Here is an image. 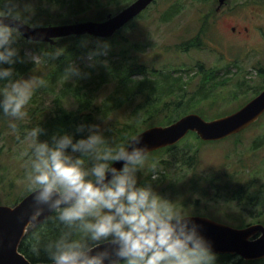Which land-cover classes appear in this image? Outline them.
I'll list each match as a JSON object with an SVG mask.
<instances>
[{
	"label": "clouds",
	"instance_id": "clouds-1",
	"mask_svg": "<svg viewBox=\"0 0 264 264\" xmlns=\"http://www.w3.org/2000/svg\"><path fill=\"white\" fill-rule=\"evenodd\" d=\"M28 23L15 0H0V123L17 141L21 184L30 197L17 217L29 228L27 251L32 257L43 252L48 264H218L213 242L194 213L161 196L150 182L138 183V172L151 171L155 181L160 167L158 161L148 163L150 150L142 136L110 140L99 124L81 122L76 132L86 135L78 139L61 131L41 140L44 128L25 126L38 90L51 86L49 73L36 67L53 66L65 53L64 47L53 46L21 57L17 42ZM109 47L98 40L87 54V66L94 67ZM18 61L35 65L27 78L12 67ZM87 75L69 63L57 82L63 87ZM75 101L65 96L60 103L69 110ZM254 238H264V231Z\"/></svg>",
	"mask_w": 264,
	"mask_h": 264
},
{
	"label": "rangeland",
	"instance_id": "rangeland-1",
	"mask_svg": "<svg viewBox=\"0 0 264 264\" xmlns=\"http://www.w3.org/2000/svg\"><path fill=\"white\" fill-rule=\"evenodd\" d=\"M175 1L182 3L180 12L173 20L165 22L161 15ZM32 2L34 1L28 0L23 8H32ZM215 7L213 2L205 4L199 0H157L120 37H115L111 42L107 41L109 50L113 54L126 50L129 55L136 56L138 62L164 69L163 74L169 73L173 77L187 75L186 70L193 69L200 63L194 70L203 68L211 71L214 80L212 86L198 89L201 76L187 79L189 96L198 93L197 96L207 94L208 98L196 105L192 113L202 115L205 120L225 115L237 110L264 86V0H228V4L218 12L214 11ZM207 11L210 14L204 20ZM51 12L59 14L55 7ZM90 14L92 15L88 13ZM201 29L207 32L206 45L198 50L181 52L179 45L194 38ZM25 50L40 51L34 47H27ZM128 61L131 62L132 58ZM79 62L87 65L86 57ZM38 68L42 72L49 70L45 66ZM23 76L27 78L29 75ZM113 85L114 80L111 79L107 84L90 86L93 89V99L103 101L112 91ZM60 93L62 92L57 86L54 94L50 98L45 97L43 103L54 108L53 97ZM42 95L43 91L39 90L37 96ZM36 99L39 101L34 102L35 105L40 106V97L33 101ZM74 109L76 106L69 110ZM135 119L130 112L121 110L106 118L98 116L94 124H99L106 136L110 126L113 127L117 121L130 125ZM135 128L141 126L136 125ZM263 133L264 117L242 133L238 140L230 138L215 143H200L199 139L191 135L178 143L170 153L175 154V161L168 158L169 154L162 158L160 154L149 155V164L160 160L164 162L159 163L155 181L151 179V171L142 170L137 173L138 183L150 182L161 196L178 200L194 215L208 216L223 224L243 227L251 222H264V145L258 149L252 148L255 138ZM123 135L124 132L112 131L111 138L117 139ZM39 138L45 140L41 135ZM194 155L195 161L190 162L188 158ZM16 157L17 141L5 126L0 130L2 204L26 195L21 184L22 161ZM234 175V180L228 182L227 176ZM211 179L213 181L210 185ZM242 189L247 192L246 195L234 197ZM239 198L242 199L239 201Z\"/></svg>",
	"mask_w": 264,
	"mask_h": 264
},
{
	"label": "trees",
	"instance_id": "trees-1",
	"mask_svg": "<svg viewBox=\"0 0 264 264\" xmlns=\"http://www.w3.org/2000/svg\"><path fill=\"white\" fill-rule=\"evenodd\" d=\"M27 1L28 0H15V3L22 14L28 18V24L41 26L70 23L73 21L88 19L102 21L108 14H115L134 0H33L32 8L29 7L28 9H24V6L27 5ZM192 1L196 2V0ZM199 1L204 2L205 4L214 2V0ZM156 2L157 0L137 18H141L147 13ZM180 4H182L180 1L173 2L161 15L162 19L165 22L173 20L180 12ZM54 7L58 9V15L51 12V9H54ZM88 13H92V15H88ZM133 24L134 20L109 39H95L90 36L67 37L58 39L54 45L29 43L23 38L18 41L17 45L21 57L25 55V48L27 47H34L39 50L53 46L65 48V53L55 61L51 62L53 66L49 65L46 67L49 69L48 73L51 86L46 89L47 91L42 89V96H37L39 94L38 90V93L34 98L40 97V106L35 105L34 103L39 100L36 99L32 101L29 106V117L26 126L38 123L45 129L41 134L45 140L50 139L54 133L61 131L73 133L74 138L78 139L81 136L86 135V133L76 132V126L79 123L85 122L94 124L96 118L100 115L102 118H106L113 112L126 110L127 112H130L131 116L136 117L135 121L130 125H127L125 122L117 121L113 127L110 126L111 129L107 132L108 134L106 133V137L111 140L112 131L118 133L124 132L125 135L117 137V140H120L124 139L127 134L136 135L143 129L151 126L170 124L182 115L192 112L193 108L196 105H199L202 101L205 102L207 100V94H200L197 96L198 93H194L189 96V91L187 89L189 85L187 79L190 80L197 76H201V82L198 84V89H204V86H212V80H214V78L212 77L211 71L204 70L203 68H200L197 71L194 70L195 68L186 70L187 75L173 77L169 73H166L167 75L163 74V71H165L164 69L150 67L144 63L138 62L136 56L129 55L126 50H121L120 52H115L113 54L109 48L106 55H100L96 58L94 67L89 68L86 64L79 62L83 57H87L90 50L96 47V42L98 40L111 42L115 37H120L122 32L127 28H130ZM202 34L207 35V32L202 30V32L196 37L184 41L179 45L180 51L186 53L192 49H201L204 45L203 41H201ZM85 40L88 42L87 46H82V41ZM130 58H132L131 62L128 61ZM77 62H79L78 65L81 69L88 72L89 75L78 80L74 79L67 81L64 83L63 87H61L57 81L62 75L64 68L69 63ZM5 67H8V65H5ZM12 67H14L19 75H30L35 65L31 61H25L23 63L18 61ZM35 70L39 71L38 69ZM182 70L185 69L182 68ZM175 72L177 71L175 70ZM136 75H140L141 77H134ZM111 79L114 80V85L112 86V91L109 92L106 98L101 102L100 100L96 101L93 99V89H91L90 86H94V84L101 86L111 82ZM57 86L58 90L62 93L53 97L54 108H49L43 103V101L45 100V97L50 98V96L54 94ZM47 93L48 95L46 96L45 94ZM65 96H73L74 99H76V109L65 110L60 103ZM159 117L161 118L159 119ZM136 125H140L141 128H135ZM2 128H5V125L0 123V130ZM191 135L199 139L194 133H189L187 137ZM199 142L205 143L200 140ZM263 145L264 133L262 136H259L254 140L252 148L258 149ZM176 147L177 145L158 150L149 155L155 156L160 154V157L162 158L165 154H169L170 156L168 158L175 161L177 160L176 157L173 156L175 154L170 153H172ZM190 156L192 155L190 154ZM189 158L188 160H190V162L195 161L196 155ZM160 162H164V160H160ZM234 178L235 175L233 177L227 176L228 182H231ZM194 180L195 179H192V181ZM212 181L213 179L210 180V185L212 184ZM224 188L228 190L227 186ZM246 193L247 192L244 191V189L238 190L234 194V197L237 195L244 196ZM240 199L242 198H239L238 200L240 201ZM8 201H6L5 204L14 205L18 200ZM28 232L19 246V252L31 263H48L47 257L43 252L39 257H32L27 251L26 237ZM240 263L264 264V259L244 262L235 256L218 254V264Z\"/></svg>",
	"mask_w": 264,
	"mask_h": 264
},
{
	"label": "water",
	"instance_id": "water-1",
	"mask_svg": "<svg viewBox=\"0 0 264 264\" xmlns=\"http://www.w3.org/2000/svg\"><path fill=\"white\" fill-rule=\"evenodd\" d=\"M154 0H135L115 14H108L103 21H75L68 24L22 26V37L27 41L50 43L67 36L90 35L95 38L108 39L128 22L138 16ZM218 9L226 0H217ZM9 22V21H6ZM264 113V90L239 110L213 120H205L200 115L189 113L173 123L155 125L137 134L144 138L149 146V153L169 146H174L189 132L198 135L201 141H220L239 134L256 122ZM122 161L114 162L117 168ZM26 196L16 206L0 205V264H34L19 252V246L27 232L28 225L21 223L17 217L21 209L29 203ZM203 225L204 234L213 242L217 254L236 255L245 262L264 259V238L255 239L257 233L264 231V225L254 224L245 228L231 227L208 217L193 216ZM251 238V239H250ZM48 264V263H35Z\"/></svg>",
	"mask_w": 264,
	"mask_h": 264
}]
</instances>
